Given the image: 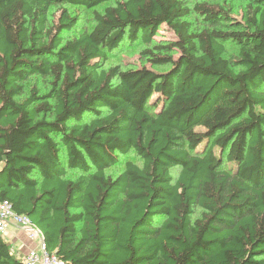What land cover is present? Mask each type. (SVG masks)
<instances>
[{"label": "trees", "instance_id": "1", "mask_svg": "<svg viewBox=\"0 0 264 264\" xmlns=\"http://www.w3.org/2000/svg\"><path fill=\"white\" fill-rule=\"evenodd\" d=\"M107 1L0 0V201L65 264H264V0H115L65 39ZM137 43L165 69L104 66Z\"/></svg>", "mask_w": 264, "mask_h": 264}, {"label": "rangeland", "instance_id": "2", "mask_svg": "<svg viewBox=\"0 0 264 264\" xmlns=\"http://www.w3.org/2000/svg\"><path fill=\"white\" fill-rule=\"evenodd\" d=\"M115 0H110L104 3H101L93 8H85L83 6H71L70 7V13L72 15L77 16V23L76 25L69 31L64 34L65 39L72 38L74 36L79 35L82 32L89 31L94 25L93 21V11H102L103 8L111 3H113ZM196 0H192L190 3L194 2ZM198 1H204L208 4H217L222 5L224 1L222 0H198ZM228 5H230L233 9L232 13L235 17L238 19H241L244 8H245V2L243 0H230L228 1ZM52 11L54 12L55 9L52 8ZM188 20L192 23L193 28H202L205 24L203 23V17L198 14H192L188 17ZM174 39V34L166 27L162 26L160 27L156 34L154 35L155 43L161 44V41H166ZM147 45L143 43H137L132 46H125L119 48L116 52H114L112 55L109 56V59L105 62L104 66H110V65H119L122 69L126 68H136L140 66H147L151 67L155 70H164L165 67H152L150 63L140 57V51L146 48ZM237 52V48L232 45L231 43H228L226 46V53L225 56L230 58L231 56L235 55ZM51 88V77L50 76H31L25 83H24V89L23 93L18 98L20 101H23L25 98H27L30 93L34 90L36 92V95L41 96L46 94ZM125 160H131L134 162H139V158L134 153H129L128 155L122 157L121 162L119 164L110 167L106 170V173L111 175H116L123 169V164ZM68 175H73L68 173ZM199 212L198 209H196V214Z\"/></svg>", "mask_w": 264, "mask_h": 264}, {"label": "built area", "instance_id": "3", "mask_svg": "<svg viewBox=\"0 0 264 264\" xmlns=\"http://www.w3.org/2000/svg\"><path fill=\"white\" fill-rule=\"evenodd\" d=\"M9 223L24 229L27 236L37 243L22 258L23 264H65L55 253L47 250L39 228L33 225L27 216L15 213L7 200H2L0 201V233L5 231Z\"/></svg>", "mask_w": 264, "mask_h": 264}, {"label": "crops", "instance_id": "4", "mask_svg": "<svg viewBox=\"0 0 264 264\" xmlns=\"http://www.w3.org/2000/svg\"><path fill=\"white\" fill-rule=\"evenodd\" d=\"M1 234L4 240L10 244L11 250L17 257H20L21 261L29 249L34 248L37 244L27 236L24 229L11 223L6 226L5 231Z\"/></svg>", "mask_w": 264, "mask_h": 264}]
</instances>
